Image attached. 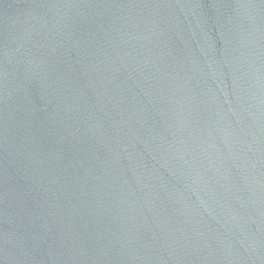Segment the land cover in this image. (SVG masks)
<instances>
[{
    "label": "water",
    "instance_id": "water-1",
    "mask_svg": "<svg viewBox=\"0 0 264 264\" xmlns=\"http://www.w3.org/2000/svg\"><path fill=\"white\" fill-rule=\"evenodd\" d=\"M0 264H264V0H0Z\"/></svg>",
    "mask_w": 264,
    "mask_h": 264
}]
</instances>
